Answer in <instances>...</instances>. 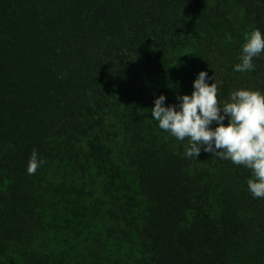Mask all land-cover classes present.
<instances>
[{
	"label": "trees",
	"instance_id": "obj_1",
	"mask_svg": "<svg viewBox=\"0 0 264 264\" xmlns=\"http://www.w3.org/2000/svg\"><path fill=\"white\" fill-rule=\"evenodd\" d=\"M238 1L239 17L229 0H0V264H264L251 170L186 158L151 117L201 71L218 100L230 78L264 91V54L251 72L214 67L229 66L218 38L239 63L245 33H264V0Z\"/></svg>",
	"mask_w": 264,
	"mask_h": 264
},
{
	"label": "clouds",
	"instance_id": "obj_2",
	"mask_svg": "<svg viewBox=\"0 0 264 264\" xmlns=\"http://www.w3.org/2000/svg\"><path fill=\"white\" fill-rule=\"evenodd\" d=\"M234 71L254 70L253 60L264 54V33L253 29L245 33ZM214 81L209 84V81ZM219 84L207 72L198 73L191 95L177 96L176 104L166 106L161 94L154 99L151 117L158 127L177 141H185L186 158L210 153L214 159L228 160L251 170L247 188L254 199H264V91L237 89L228 100H218ZM227 120V124L225 121ZM215 125V126H213ZM45 160L33 150L27 171L34 174Z\"/></svg>",
	"mask_w": 264,
	"mask_h": 264
},
{
	"label": "rangeland",
	"instance_id": "obj_3",
	"mask_svg": "<svg viewBox=\"0 0 264 264\" xmlns=\"http://www.w3.org/2000/svg\"><path fill=\"white\" fill-rule=\"evenodd\" d=\"M228 11L231 14H237L239 17V14H242V10L240 8V3L238 0H229L227 7ZM232 18V15H230ZM234 25L238 28L241 29L240 24L237 22L236 18L234 20H232ZM243 31V28H242ZM219 33V31L217 30L216 34ZM223 33V31H222ZM228 37V38H227ZM227 37H220L216 40V43L214 44V46H212L213 50H215V53L213 54L214 56H217V58H220L221 56L223 57V61L225 63H228V65L223 64V62L219 61L217 62L216 60L214 61V67L218 69V71L221 73L222 72H226L227 70H229V68L234 69V66L231 65H235L237 64V52L235 51V47H236V42H235V38L233 36H227ZM239 74V73H238ZM236 74V75H238ZM235 75V76H236ZM229 83H232L233 87L230 90V93L234 90H237L236 86H234V83L232 82L231 78L228 80ZM240 84V83H239ZM245 84V82H244ZM243 86L240 87V89H242ZM229 93V94H230ZM184 144H187V140L184 141ZM201 155H205L204 159L209 160L211 158V154L210 153H204L203 151L201 152ZM70 167V166H68ZM69 174V168H61L58 165V162H52L50 167H49V175L51 178H58V180L55 179V181L58 182H64L66 181V175ZM54 180V179H53ZM47 240H52V243L55 246H63L60 242V236H55L53 234H51L49 237H47Z\"/></svg>",
	"mask_w": 264,
	"mask_h": 264
}]
</instances>
